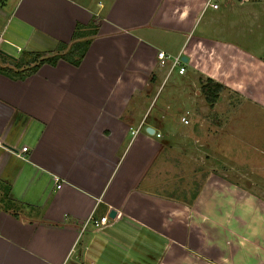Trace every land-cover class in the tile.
Returning <instances> with one entry per match:
<instances>
[{"label": "crops", "instance_id": "1", "mask_svg": "<svg viewBox=\"0 0 264 264\" xmlns=\"http://www.w3.org/2000/svg\"><path fill=\"white\" fill-rule=\"evenodd\" d=\"M202 4L0 0V49L15 57L63 52L57 45L71 42L77 24L99 20L79 63L0 72V264H264V205L255 195L237 202L251 218L241 243L234 212L207 216L204 195L224 194L223 179L205 173L192 192L203 143L176 115L189 111L187 125L200 114L188 100L176 106L183 99L170 92L197 75L199 86L211 78L264 106V56L235 40L264 38V0ZM159 50L184 56V71L168 73ZM91 213L106 214L105 225L85 223Z\"/></svg>", "mask_w": 264, "mask_h": 264}, {"label": "rangeland", "instance_id": "2", "mask_svg": "<svg viewBox=\"0 0 264 264\" xmlns=\"http://www.w3.org/2000/svg\"><path fill=\"white\" fill-rule=\"evenodd\" d=\"M261 13L264 14V9ZM260 21L263 22L262 19ZM240 39L235 40L243 45L249 43L255 46L252 49L256 51L260 49L259 52L264 56V38ZM3 47L15 52V49L9 43H3ZM167 63L169 61L166 62V65ZM190 80L186 76L180 77L176 80V87L170 89V92L175 97H182L183 99L182 102L178 100L180 105L177 103L176 106L184 105V101L188 100L187 105L192 106L200 114L197 120L195 118L194 123L190 120L189 125H184L186 123H183L180 119L182 115L186 117L189 111L184 110L183 114L178 113L176 115L178 120L182 122L184 126L182 128L185 132L189 133L188 128L193 126L190 127L193 136L199 137L203 143L204 158L202 160L204 161H202V166L196 167L195 164L191 166L192 175L194 176L191 190L193 193L197 192L205 173H208V175L215 173L220 176L223 179L224 194L204 195L208 199L210 208V214H207V216L215 220L216 209H218V213L223 208L231 213L234 212V217H239L241 225L239 231L240 241L241 243L247 242V238L251 235L243 229L251 218L237 211V202L245 200L246 197L244 196H247V194H254L257 199L252 198V200L255 203L260 202L259 205H264V106L252 105L246 102L240 94L225 89H221L213 103L206 101L203 104L199 99V97L203 98V94L200 93L201 91H195L200 90L197 75L192 77L193 82H190ZM173 103L175 104L174 101ZM183 108L185 109V107ZM199 121L201 122L199 123ZM206 142L207 147L204 146ZM194 162L193 160L192 163ZM196 195L190 194L191 202L194 201ZM253 214H256V212H253ZM225 222H229V220L226 219ZM214 235V231L210 233V237H214ZM259 239L262 241L264 236L259 237ZM256 241L258 240L256 239ZM252 244H249V246ZM243 256L241 255L239 258L246 261Z\"/></svg>", "mask_w": 264, "mask_h": 264}, {"label": "trees", "instance_id": "3", "mask_svg": "<svg viewBox=\"0 0 264 264\" xmlns=\"http://www.w3.org/2000/svg\"><path fill=\"white\" fill-rule=\"evenodd\" d=\"M98 24L99 20L96 17H93L87 26L77 24L72 32L71 42L68 45L62 42L57 45V51H63L67 47L63 52L44 56L40 51L22 50L15 58L0 52V72L10 76L23 77L34 72L41 63H55L58 58H64L77 64L89 45L90 39L88 36L95 33ZM221 89L222 85L211 78H206L200 83V91L209 103L216 100Z\"/></svg>", "mask_w": 264, "mask_h": 264}, {"label": "built area", "instance_id": "4", "mask_svg": "<svg viewBox=\"0 0 264 264\" xmlns=\"http://www.w3.org/2000/svg\"><path fill=\"white\" fill-rule=\"evenodd\" d=\"M220 1L221 0H203V4H202V10L206 7H210V8H218L220 5ZM2 37L0 36V39ZM157 58H158V62L160 65H164L166 63V61H169L168 63V73L176 68L178 73H182L184 71V67L182 65V60L180 55H166L165 52L163 50H159L157 51ZM168 59V60H166ZM181 121L183 123H187L188 119L182 115L181 116ZM138 131V127L136 128H132L131 129V133L135 134ZM147 132V130H146ZM160 133L159 132H155V136H159ZM26 150V146H21V151H25ZM56 181V187H59V182H57V178H55ZM108 220V216L106 214L100 215L99 217H95L92 213L89 214L85 220L86 222H90L92 223L95 227H102L103 225H105V223Z\"/></svg>", "mask_w": 264, "mask_h": 264}, {"label": "water", "instance_id": "5", "mask_svg": "<svg viewBox=\"0 0 264 264\" xmlns=\"http://www.w3.org/2000/svg\"><path fill=\"white\" fill-rule=\"evenodd\" d=\"M0 52H2V53H4L5 55H7V56H9V57H11V58H15V56L13 55V54H10V53H8V52H6L5 50H3V49H0ZM185 57L184 56H182L181 57V60H184L185 61ZM146 130L148 131V132H152V128H146ZM115 214V212H114V210H110V212H109V216H113Z\"/></svg>", "mask_w": 264, "mask_h": 264}]
</instances>
